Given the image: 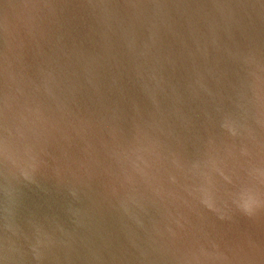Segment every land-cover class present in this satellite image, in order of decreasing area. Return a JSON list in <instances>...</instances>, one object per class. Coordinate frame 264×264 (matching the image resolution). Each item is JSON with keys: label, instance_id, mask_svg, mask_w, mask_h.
I'll return each mask as SVG.
<instances>
[{"label": "water", "instance_id": "obj_1", "mask_svg": "<svg viewBox=\"0 0 264 264\" xmlns=\"http://www.w3.org/2000/svg\"><path fill=\"white\" fill-rule=\"evenodd\" d=\"M0 264H264V0H0Z\"/></svg>", "mask_w": 264, "mask_h": 264}]
</instances>
